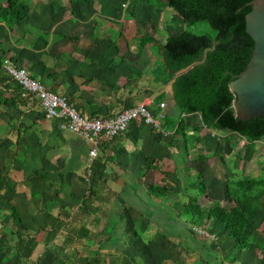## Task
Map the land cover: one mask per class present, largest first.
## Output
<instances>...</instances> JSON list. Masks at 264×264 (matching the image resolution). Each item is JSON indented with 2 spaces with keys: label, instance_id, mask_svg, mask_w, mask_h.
Returning a JSON list of instances; mask_svg holds the SVG:
<instances>
[{
  "label": "crops",
  "instance_id": "0c3cea01",
  "mask_svg": "<svg viewBox=\"0 0 264 264\" xmlns=\"http://www.w3.org/2000/svg\"><path fill=\"white\" fill-rule=\"evenodd\" d=\"M161 2L166 0H0V71H4L3 60L9 59L47 90L65 97L86 118L113 117L140 103L157 116L162 102L166 103L165 115L174 100L171 82L157 78L161 45L168 37L181 33L185 25ZM5 10L16 13L10 15ZM19 14L23 18L16 21ZM145 37L151 41L144 43ZM3 87L4 97L14 98L16 86L5 82ZM184 117L187 122L183 136L165 131L163 119L160 130L135 120L124 135L112 142L101 140L91 161L92 146L61 129L60 120L47 119L36 99L20 98L13 105H0V239L13 225V205L21 220L15 226L17 232L29 235L36 243L34 252L31 249L26 253L31 256L33 252L35 264H56L51 257L60 258L58 264L87 258L88 248L75 242L71 245L74 234L67 230L59 231L52 242H47L52 225L66 220V210L61 208L83 212L84 220L81 222V216L71 225L76 230L86 227L85 204L102 206L97 219L88 220L91 239L83 240L93 248L105 237L93 233L99 229V234L105 220L123 205L133 224L122 243L124 252L130 253L123 255L138 262L140 255L132 242L134 231L147 239L155 238V230L139 213L144 207L142 191L165 174L170 183L174 167L177 171L187 167L202 180H213L218 170L215 174L205 171L215 158L220 162V175L224 172L221 158L226 162L237 158L233 157L235 152L222 156L223 147L233 144L229 138L220 141L218 147L217 139L212 138L219 131L202 129L198 115ZM192 157L202 166L199 171L191 167L195 161ZM95 159L104 167L105 177L93 184L87 173H92ZM170 198L172 201L161 202L174 207L175 197ZM258 217L252 233L262 242L264 210ZM77 234L82 233L78 230ZM13 238L9 243L15 242ZM220 254L224 257L227 253ZM15 259L13 254L0 253L3 264H15ZM235 264H264V255L255 249L240 251Z\"/></svg>",
  "mask_w": 264,
  "mask_h": 264
},
{
  "label": "trees",
  "instance_id": "16d2710c",
  "mask_svg": "<svg viewBox=\"0 0 264 264\" xmlns=\"http://www.w3.org/2000/svg\"><path fill=\"white\" fill-rule=\"evenodd\" d=\"M251 1L253 0L161 2L174 10L185 25L181 33L168 37L161 45L162 62L158 66L157 78L165 83L171 82L174 100V105L163 116V129L175 136L182 128L184 116L198 115L203 128L241 137L245 141V151L241 158L237 157L232 162V166L224 165L226 161L221 158L223 166L226 167L225 179L222 181L221 191L215 194L214 199L208 197V188L198 173L190 171L187 167H183L184 170L181 171L174 167L172 169L174 180L168 183V174L163 173L164 178L155 180L147 190L142 191L144 207L139 213L147 218L150 228L155 230L153 231L155 238L147 239L134 231L135 237L132 242L136 253L140 255V260L136 264H183L180 261L182 256L191 259L190 264H235V252L255 249L264 255V240L261 242L253 235L254 232L252 233L258 214L264 210V175L238 176L236 173L238 170L242 171L243 164L252 161L254 144L259 141L264 143V117L249 121L238 119L232 107L235 95L229 90L235 76L246 68L253 51V41L245 31V15L251 11V6L247 4ZM5 13L14 15L16 12L5 10ZM22 18L23 16L19 14L16 21ZM198 22H206L214 31V35H197L186 30ZM142 41L147 43L151 38L145 37ZM5 82L16 86L12 99L4 97ZM20 98L18 84L11 81L5 70H1L0 105H13L15 100ZM181 135H184L183 129ZM91 169L90 181L93 184L102 181L105 175L100 161L95 159ZM183 171H187V174ZM90 193L86 197L90 196ZM173 196L174 207L161 202L162 199H171ZM84 206V209H87L86 227L82 226L75 230V226L71 225L79 221L83 212L77 213L71 207L63 206L60 211L66 210V220L56 221L47 233V242H52L59 231L67 230L68 233L74 234L75 241L71 240V245L75 242L77 246L88 248L86 259H73L64 261L63 264H104L109 254H118L123 264H133V259L123 255L122 243L126 239V234L133 229L132 221L126 215L125 206L120 205L119 209L105 220L106 225L103 226L105 237L98 241L94 251H91L90 245H85L88 242L85 243L83 240L91 239L92 231L87 230L88 220H96L102 206L100 204ZM84 217L85 215L81 217V222ZM11 219L13 225L6 234L10 240L14 239L13 237L16 240L12 245L3 248L4 251L0 247V251L15 255V264H35L32 254L36 243L29 235L17 232L15 226L21 220L13 205ZM195 227L213 235L215 240L199 235L193 229ZM78 230L81 235L77 234ZM98 231L99 229L93 234L97 235ZM225 231L227 239L222 240ZM226 241L229 243L228 247L231 246L230 249L226 248ZM55 246L53 245V248L58 251ZM31 249L33 252L28 256L26 253ZM161 251L170 253L168 261L158 259ZM220 253L227 254L222 257Z\"/></svg>",
  "mask_w": 264,
  "mask_h": 264
},
{
  "label": "built area",
  "instance_id": "2783aa9c",
  "mask_svg": "<svg viewBox=\"0 0 264 264\" xmlns=\"http://www.w3.org/2000/svg\"><path fill=\"white\" fill-rule=\"evenodd\" d=\"M2 67L10 79L16 82L20 88V97L23 100L36 99L47 119L61 121L60 128L68 130L80 136L86 143L92 146L89 158L92 161L96 157V148L101 140L112 142L127 131L128 126L135 120H140L146 125H152L160 130V121L164 116L166 103L159 104L160 112L153 116L144 103L122 110L109 118H86L68 102L65 97L59 96L30 77L24 69L16 66L9 59H4ZM91 176L88 171L87 177ZM199 235L215 240L213 235L200 228H193Z\"/></svg>",
  "mask_w": 264,
  "mask_h": 264
},
{
  "label": "water",
  "instance_id": "95a60500",
  "mask_svg": "<svg viewBox=\"0 0 264 264\" xmlns=\"http://www.w3.org/2000/svg\"><path fill=\"white\" fill-rule=\"evenodd\" d=\"M247 5L251 11L245 15V31L253 41V51L246 68L229 85L235 95L232 107L242 121L264 117V0Z\"/></svg>",
  "mask_w": 264,
  "mask_h": 264
},
{
  "label": "rangeland",
  "instance_id": "374dc122",
  "mask_svg": "<svg viewBox=\"0 0 264 264\" xmlns=\"http://www.w3.org/2000/svg\"><path fill=\"white\" fill-rule=\"evenodd\" d=\"M186 30H189L190 32H192L194 34H197V35H210V36L214 35V31L211 30V28L209 27V25L206 22H198V23H196V24H194L192 26L187 27ZM185 119H186V117H183V121H182L183 123H182V128L181 129H183V127L185 126V123L187 122V119L186 120ZM181 129L179 131V134H181ZM202 129H204V128H202ZM218 135H213V138H212L214 140L215 139L218 140V141L216 140V143H217L218 147H219L220 141H222V140H224L226 138H229L230 140H228V141L233 143L230 147H228L229 145L223 147V151H222V153H223L222 156L223 157L227 156V155H230L233 152L236 153V154H233L234 155L233 157L241 158L243 156L244 151H245V141L241 137H239V136H237L235 134H229L228 136H225V134L222 133V132H218ZM192 153L194 154V152H192ZM217 159L218 158H215V161L211 162L209 164V168H208L207 171H205V169H204L205 173L208 172L210 174H215L216 173L215 170H218L219 174L218 173L216 174L217 178L214 177L213 180L207 179V180L212 181V182L205 181L206 179L202 180V181H204L206 183L207 187H209L208 197L210 199H214L216 197L215 194L217 195L221 191L222 185H220V183L222 181H224V179H225L224 178L225 177L224 174L226 172V167L223 166V170H224V172L222 174L223 176L220 175V172H221L220 171V162ZM222 159H224V158H222ZM191 160H195L194 162L191 163V167L193 169L195 168L194 170H198L199 171V169L202 166L198 163V161H196L197 159L196 158L194 159L192 157ZM231 162H232V160H229V161L226 162L227 164L224 163V165L232 166ZM243 165H244L243 168H242V166H239V168H242V171L238 170L236 172L238 176H242L244 174L245 175L247 174V175H251V176H254V177H262L264 175V143L263 142L259 141V142H256L254 144V162L243 164ZM231 170H233V168H231ZM78 212L79 211H77V213ZM260 218L261 217H257V220L260 219ZM5 226H7V225H5ZM5 228L8 229V227H5ZM216 229L218 230V227H216ZM102 231H100L99 234H97L95 236L98 237V238H100L101 236L103 237L104 236V229ZM221 231H222V229H220V232ZM5 235H7V234L5 233ZM5 235H4V237L2 236L1 239H0V247L2 248V251H4L3 248H5L8 245L12 244L11 242L9 243L10 239L8 237L6 238ZM226 235H227V231L223 232L222 240L227 239ZM227 241L225 242L226 243L225 246H226V248L230 249L231 246L228 247L229 243H227ZM96 247H97V245L94 246L93 248L95 249ZM93 248H91V249H93ZM66 249H68V248H66ZM133 251H134V249H133ZM64 252H66V251L64 250ZM0 253H4V252L0 251ZM52 253H56V252L53 251ZM124 253H130V251L126 250ZM235 253H238V252H235ZM169 256H170L169 252L161 251L160 254L158 255V259L160 261H164V260L168 261V257ZM51 259H54L53 263L58 264L60 258L51 257ZM82 259H86V257L82 258ZM190 260L191 259H186L183 256L180 259V261L183 264H190ZM106 262H110L111 264H123V262L121 260V257L118 256L117 254H114V255L113 254H111V255L109 254V256H106L105 263ZM132 263H135V261H133ZM0 264H3V261L0 260ZM100 264H102V263H100Z\"/></svg>",
  "mask_w": 264,
  "mask_h": 264
}]
</instances>
